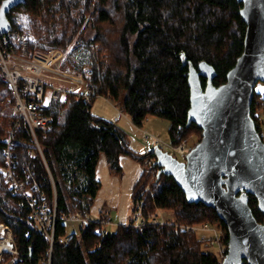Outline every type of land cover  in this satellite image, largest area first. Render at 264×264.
<instances>
[{
    "label": "trees",
    "instance_id": "trees-1",
    "mask_svg": "<svg viewBox=\"0 0 264 264\" xmlns=\"http://www.w3.org/2000/svg\"><path fill=\"white\" fill-rule=\"evenodd\" d=\"M242 6L238 0H26L11 8L12 29L27 35L29 50L67 48L75 41L61 66L83 72L92 101L86 103L76 92L65 90L49 101L46 113L52 117L51 126L38 131L42 155L24 126L17 125L14 93L0 78V222L11 227L17 249L16 253L3 252L0 264H39L50 247L28 203L11 187L2 169L9 143L18 176L24 179L31 163L45 200L52 207L56 200L53 264L222 263L228 237L221 253L213 250L208 237L182 227L212 222L229 236L218 212L203 202H189L173 176H158L161 167L154 161L147 167L146 161L155 157L151 150L135 151L128 132L95 114L92 103L98 95L107 96L139 126L149 115L168 119L173 145L192 132L202 139V128L195 122L187 124L189 65L183 63L181 54L196 66L202 60L213 64L214 83L226 82L228 71L244 50L247 23L240 14ZM202 81L205 86L207 79L202 76ZM263 101L255 88L252 115L261 133L257 112L264 108ZM126 154L144 165L134 185L132 210H138L146 223L133 225L131 217L109 230L101 220L89 219L79 233L68 234L62 217L76 209L84 218L90 213L101 188L97 177L101 157L112 174L122 176L121 157ZM79 177L82 181L77 183ZM250 205L264 222L253 194ZM159 210L172 211L174 221H150ZM60 237L66 241L60 242Z\"/></svg>",
    "mask_w": 264,
    "mask_h": 264
},
{
    "label": "water",
    "instance_id": "water-1",
    "mask_svg": "<svg viewBox=\"0 0 264 264\" xmlns=\"http://www.w3.org/2000/svg\"><path fill=\"white\" fill-rule=\"evenodd\" d=\"M26 0H3L0 32L13 26L12 7ZM247 23L244 50L228 71L227 81L214 83L216 69L202 60L189 65L191 106L188 125L202 128V139L179 159L156 144L151 150L161 173L171 175L189 202L212 206L229 230L227 252L221 264H264V222L250 205L255 195L264 214V140L252 115L255 87L264 82V0H238ZM202 76L207 79L203 85Z\"/></svg>",
    "mask_w": 264,
    "mask_h": 264
},
{
    "label": "built area",
    "instance_id": "built-area-1",
    "mask_svg": "<svg viewBox=\"0 0 264 264\" xmlns=\"http://www.w3.org/2000/svg\"><path fill=\"white\" fill-rule=\"evenodd\" d=\"M0 41V78L9 84L14 93L15 103L13 111L18 116L17 125L24 126L32 137L34 144L43 153L38 139V131L47 130L51 126L52 117L46 113L49 101L58 98L60 91L65 90L76 92L86 103H90L92 95L86 85L85 76L83 73L75 74L71 70L61 68V63L65 56V51L61 48L29 50L26 47L27 35L16 29H11L6 33L0 32ZM52 79H57L64 83L67 82L69 85L54 83ZM48 86L53 88L50 94H47ZM160 140V138H157L156 144L161 146L163 142ZM5 155L6 163L2 169L7 180L10 181L12 188L23 195L30 207L31 217L50 240L48 255L43 257L39 264H53L52 252L58 219L56 200L53 207L45 200L40 184L32 175L31 163L28 162L27 164V172H25L24 179L18 176L16 157L11 143L6 148ZM154 160V158H151L148 163ZM136 206L138 208L140 203L137 202ZM62 218L64 221L69 219L83 222L89 220L84 218L80 212L73 215L69 213L63 215ZM96 220H101L106 226L112 223L111 210L107 209L104 217ZM150 221L159 222L156 217ZM130 223L140 226L145 224L146 221L139 211L135 210ZM0 225L8 231L13 239L11 227L5 223H0ZM182 227L187 231L210 233L208 236L209 242L212 245H216L221 253L226 247L225 239L228 234L215 223L183 224ZM59 241L65 242L66 238L60 237Z\"/></svg>",
    "mask_w": 264,
    "mask_h": 264
},
{
    "label": "rangeland",
    "instance_id": "rangeland-1",
    "mask_svg": "<svg viewBox=\"0 0 264 264\" xmlns=\"http://www.w3.org/2000/svg\"><path fill=\"white\" fill-rule=\"evenodd\" d=\"M92 31L88 30L87 35H91ZM75 46V41H73L67 48H61L65 51L66 54ZM64 56V58H65ZM64 60V59H63ZM65 70H71L73 73H83L78 70H75L72 67L63 68ZM54 83L61 84V85H69L64 82H61L57 79H52ZM87 85V84H86ZM73 86V85H72ZM258 91H260L264 97V91H261V89H264V82L259 81L256 84L255 87ZM53 88L51 86H48L47 94H50L52 92ZM264 102V101H263ZM92 111L95 114H98L99 116H103L109 120H113L117 122L121 127H123L129 134L130 139V146L137 152H145L147 150H152L156 145L157 138H160L161 147L164 150H170L171 153H173L175 156H177L181 160H185V154L201 139V134L197 132L190 133L189 137L181 142L179 145H173L170 136H169V127H170V121L166 118L155 116V115H149L143 122L141 126L135 124L132 119L120 108V105L118 102L112 101L109 97L104 95H98L93 103H92ZM258 117L260 118V123L262 126V138L264 140V108L259 109L257 112ZM174 147V148H173ZM38 148V147H37ZM42 149V146H41ZM39 150V149H38ZM43 151V149H42ZM43 155V153L41 152ZM104 159V157H102ZM124 159H128V161H133L138 163L136 159L132 158L130 155L126 154L124 155ZM151 159V158H149ZM146 161V166L148 167V161ZM105 161V160H103ZM106 165V164H105ZM123 165V175L117 176L112 174L113 178L115 180H112V184L110 189L108 188L107 194H105L106 191V180L104 175L102 174V170L99 171V178L102 181V186L100 188L99 196L102 200V205L106 208H109L112 210V219L113 222L107 225V228L109 230H115L119 223H121L119 216L121 213H127L129 216L128 218H131L133 215L132 210V193L134 188V178L133 174H130V170L128 168V164L126 162L122 163ZM144 167V165H143ZM154 177V173L151 175L152 179ZM82 181V178L79 177L78 182ZM134 182V183H133ZM149 186V185H148ZM104 188V190H103ZM124 209V211H122ZM126 210V211H125ZM77 209L75 211H72L70 215L79 213ZM81 213V212H80ZM94 217V218H93ZM87 218V217H85ZM98 218V217H97ZM156 218L159 221H174V215L173 212L170 210H159ZM88 219H96V216L93 215L92 217H89ZM67 225V233L72 234L74 232L79 233L81 226L83 225V221L73 220L69 219L66 220ZM4 223V222H0ZM6 224V223H5ZM216 224V223H215ZM8 225V224H7ZM219 228L220 225L216 224ZM13 235V232H11ZM199 234L204 237H208L210 233L199 231ZM14 237H13V245H14ZM213 250L218 251V247L216 245L211 246ZM12 252H17V249L15 245L13 246V250H10ZM2 255H0L1 258Z\"/></svg>",
    "mask_w": 264,
    "mask_h": 264
},
{
    "label": "crops",
    "instance_id": "crops-1",
    "mask_svg": "<svg viewBox=\"0 0 264 264\" xmlns=\"http://www.w3.org/2000/svg\"><path fill=\"white\" fill-rule=\"evenodd\" d=\"M102 157H104V156H102ZM102 157H101V159L99 161V164H98L97 177L101 181V179L99 178V171L102 170V174L104 175L105 180L107 182L106 191H105V194H107L108 188L110 189V187H111L112 180H115V179L113 178L112 173L109 171V168H108V165H107L105 157H104V159H102ZM103 160H105V161H103ZM121 162L122 163L126 162L128 164V168L130 170V174H133L134 182L136 183V181L138 180V178L140 177V175H141V173L143 171V168H144L143 165L141 163H140L141 165H139L136 162L128 161V159L125 160L124 159V155L121 157ZM135 183H134V185H135ZM102 185L103 184H102V181H101V186ZM103 190H104V188H103ZM99 191H100V189H99ZM101 202H102V200L100 199L99 193H97V196L94 198L93 204L91 206V211L86 216L87 218L92 217L93 215L96 216V219H97V217L98 218L103 217V214H105V211L107 209H109V208L105 209V206H103ZM122 211H124V209H122ZM111 217H112V210H111ZM128 217L129 216L127 215L126 212L125 213H121V215L119 216L121 223L128 222L130 220V218H128ZM112 221H113V219H112Z\"/></svg>",
    "mask_w": 264,
    "mask_h": 264
},
{
    "label": "bare ground",
    "instance_id": "bare-ground-1",
    "mask_svg": "<svg viewBox=\"0 0 264 264\" xmlns=\"http://www.w3.org/2000/svg\"><path fill=\"white\" fill-rule=\"evenodd\" d=\"M13 249V239L8 231L0 225V255Z\"/></svg>",
    "mask_w": 264,
    "mask_h": 264
},
{
    "label": "snow or ice",
    "instance_id": "snow-or-ice-1",
    "mask_svg": "<svg viewBox=\"0 0 264 264\" xmlns=\"http://www.w3.org/2000/svg\"><path fill=\"white\" fill-rule=\"evenodd\" d=\"M0 15H2V9H0ZM261 91H264V89H261Z\"/></svg>",
    "mask_w": 264,
    "mask_h": 264
}]
</instances>
